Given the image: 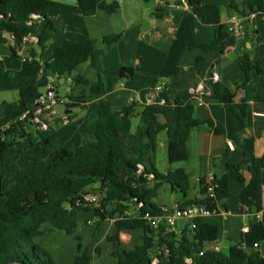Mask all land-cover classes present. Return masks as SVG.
<instances>
[{"label":"trees","instance_id":"trees-1","mask_svg":"<svg viewBox=\"0 0 264 264\" xmlns=\"http://www.w3.org/2000/svg\"><path fill=\"white\" fill-rule=\"evenodd\" d=\"M243 4L249 13L264 12V0H244ZM78 6L86 17L95 15L97 10L109 14L120 10L118 2L108 4L105 0H78ZM189 6L204 25L219 26L211 44H190L191 49L201 52L194 67L199 75L204 76L208 69L205 55L223 54L237 41L228 27L221 24L219 7L202 5L200 0H189ZM49 8V0H0V45L7 44L6 36L12 37L14 45L10 50L17 57V49L29 45L25 39L36 36L38 49L44 51L57 32L49 18ZM120 39V35H114L103 42L113 45ZM29 53L33 58L37 55L34 49ZM87 62L96 67L94 42L90 38L55 49L52 62L44 64L45 76L70 77L74 84L89 90L76 98L68 95V115L71 109L86 104L89 98L106 94L101 76L91 82L80 74L74 75L78 67ZM239 64L246 80L236 84V87L247 91L251 79L264 74V59L252 60L248 53H244ZM120 78L140 82L152 90L160 85L157 79L138 75L132 68L123 67ZM210 84L211 97L230 109L246 127L247 98L236 103L235 94L228 87L213 80ZM162 86L164 90L155 104L141 105L133 100L127 107L114 111L109 102H103L97 120L86 130V134L95 136V140L68 149L64 146L40 148L49 141L41 134L39 140L34 139L29 132L32 123L21 120L42 94L39 92V81L34 78L22 85L17 109L10 117L0 119V264H57L35 239L44 234L45 225L52 232H63L70 237L76 235L81 213L92 214L97 223L114 220L118 232L108 238L112 243L119 242L122 230L144 231L141 246L132 251L113 252L118 264H264V255L254 248L255 243L264 242L262 224L255 225L252 231L244 234L240 244L231 247L228 255H224L205 250L207 243L218 240L219 229L203 223L202 219L197 221L196 230L187 229L179 238L171 239L164 237L166 226L153 229L142 220L145 213H160L162 208L157 207L153 200L164 184H169L174 193L184 198L191 191L189 177L183 168L166 174L155 168H145L147 152L157 150L158 135L164 131L167 133L168 157L174 165L188 160L187 142L192 129L207 126L216 135L225 133L224 127L213 120H200L194 116L196 100L208 97L205 89L201 95L192 93L191 89L176 96L165 85ZM259 99L264 103L263 90ZM135 117L144 122L146 129L138 128L133 134L122 136L120 130L124 122ZM7 126L9 128L5 129ZM21 141L29 143L27 148L38 145L42 154L41 161L27 156L34 164L26 169H20L18 165L26 149L21 147ZM244 167L251 175L248 183L241 173ZM229 176L244 185L239 196L241 205L259 213L263 208L264 155L243 165H227L226 174L221 178L214 176L211 183L207 178L201 179L198 195H208V188L214 185V197H196L179 207L201 204L215 214L219 213V204L229 196ZM96 185L98 187L94 188ZM89 195L98 196V203L87 201ZM223 207L226 208V205ZM132 209H136L137 213L132 214ZM76 241L79 242L80 238L76 237ZM92 247L90 245L82 255L77 256L74 264H91L93 255L98 252V248L92 250ZM201 252H204L203 256Z\"/></svg>","mask_w":264,"mask_h":264},{"label":"crops","instance_id":"crops-1","mask_svg":"<svg viewBox=\"0 0 264 264\" xmlns=\"http://www.w3.org/2000/svg\"><path fill=\"white\" fill-rule=\"evenodd\" d=\"M105 1L108 4L118 2L120 10L115 14L97 10L95 15L86 17L81 13L78 0H49L48 15L57 32L54 33L44 51H40L36 44L26 49L27 56H31L29 53L31 49H34L37 55L32 61L25 63V66L19 65V61L14 59L16 56L10 50V47L14 45L12 37L6 36L7 44L0 45V74L3 75L9 88L19 91L22 85L29 80L37 78L39 81L40 76L44 75V64L52 62L55 49L79 43L86 38L94 42L96 67H93L91 62H87L80 65L77 70L78 74L91 82L97 81L101 76L105 83L106 94L89 98L86 104L71 109L69 115L65 107H59L55 118L48 121V129H41L38 125L30 124L29 132L33 136V132H36L34 136L36 140L41 134L49 141L50 146L43 143L40 148L64 146L75 149L93 142L95 136L86 134V130L97 120L98 111L103 102H109L114 111L127 107L133 100L141 105H148L152 89L144 87L140 82L121 79L120 71L126 67L132 68L138 75L157 79L160 85H165L176 96L183 95L203 84L208 97L196 100L194 116L200 120H213L225 129L223 135H216L207 126L192 129L187 142L189 158L182 164L174 165H171L168 157L167 133L164 131L158 135L157 150L147 152L144 161L145 168L148 170L155 168L163 174L170 170L183 168L189 177L191 191L184 198L174 193L169 184H164L153 200L157 207H179L186 201L199 197L201 179H208L210 174L221 178L226 174L227 165H243L264 155V103L259 99L260 92L264 91V74L254 76L248 84L247 91L236 87V84H242L246 80L245 74L240 69V57L248 53L252 60L264 59V19L249 18V12L243 6L244 0H200L202 5L219 7L222 25L228 26L234 17L243 19L242 25L246 33L242 40L237 41L235 46L223 54H206L208 69L205 75L201 76L194 67L196 58L201 52L191 49L190 44L192 42L211 44L219 32V26L204 25L193 13L191 7L183 8L179 0ZM114 35L121 36L119 42L113 45L103 42L105 38ZM18 67V75H20L18 79L21 82L18 80L16 85L11 86V81L8 82V80L13 76L9 75ZM46 77L47 85L50 79H55L58 93L62 96L71 95L76 98L89 91L85 86L74 84L70 77L58 78L53 75ZM211 80L228 87L235 94L236 103L247 98L246 127L230 109L211 97ZM61 90H64V94ZM2 104L6 106L8 102L3 101ZM66 117L69 118L68 123H64ZM161 122H164V119L161 118ZM125 126H128V134L122 136H129L138 128L146 129L139 117L126 120L121 130ZM53 129L58 130L55 135L60 137L56 141L47 135L53 132ZM86 135L89 137L84 138L83 136ZM228 143L234 144V150H230ZM36 149L41 152L38 146ZM241 173L245 182L248 183L251 175L246 167ZM97 187V185L94 186V188ZM243 187L241 182L229 176V196L219 204V213L202 219L203 223L211 224L219 229L218 240L207 243L205 250L228 255L231 247L240 244L244 234L252 231L255 225L262 224L264 227V187L262 188L263 208L259 213L249 211L247 206H242L239 202ZM223 205H226V208ZM131 213L135 214L137 210L132 209ZM80 215L78 217L79 229L73 236L80 238L77 242L80 249L76 256L85 252L82 248L81 231L94 225V221L79 220ZM89 221L92 225H88ZM108 221L110 228L104 239L108 244L115 245L114 250L111 248L112 257L116 250L132 251L143 244L144 231L142 229L122 230L119 234V242H109L108 238L115 236L118 230L114 220L105 222ZM187 229V223L179 221L176 230L167 229L164 237L179 238ZM43 230L44 234L52 232L48 225H45ZM42 236L35 239L39 245H42L39 242ZM189 237L191 238L190 234ZM102 240L90 244L95 249L98 248V252L94 255H101ZM260 251L264 255V242L260 243ZM52 257L57 264H60L54 254ZM113 259L114 264H118V260L114 257ZM92 264H95L94 260Z\"/></svg>","mask_w":264,"mask_h":264},{"label":"built area","instance_id":"built-area-1","mask_svg":"<svg viewBox=\"0 0 264 264\" xmlns=\"http://www.w3.org/2000/svg\"><path fill=\"white\" fill-rule=\"evenodd\" d=\"M180 6L183 8H189L188 0H179ZM249 18L260 17L264 19V12H254L249 13ZM37 18V17H35ZM243 19L239 17H234L231 20V23L227 26L228 31L232 34V36L236 39V41L242 40L246 33L244 31V27L242 25ZM28 44H37L38 38L36 36L27 37L25 39ZM27 48V47H26ZM25 47L18 48L16 51V55L19 58H22L24 63L30 62L33 60V57L25 56ZM164 90V86L159 85L154 90H152V94L150 96V103L155 104L158 101V96ZM204 91L203 84H200L197 88L191 90L194 94L201 95ZM70 103L68 95H60L58 93L55 79H50L48 82L47 88L44 93L40 95V97L35 101L34 105L28 110L25 114H23L21 120L29 121L34 125H38L41 129H48V121H52L57 115V109L59 107H65ZM161 104H164V101H160ZM69 118L66 117L64 123H68ZM7 126L5 129H8ZM3 129V131L5 130ZM230 150H234L235 146L233 143H228ZM142 171V167L140 168V172ZM214 175L210 174L208 180L210 183L213 181ZM208 197H214V185H210L208 188ZM86 200L92 203H98L99 197L94 195H89L86 197ZM215 212H212L208 207L201 204L190 205L186 208L174 207V208H166L163 207L160 210V213L157 215H153L151 213H145L141 218L146 221L147 224L153 229H159L162 226H166L167 229L175 231L177 228V223L179 221H185L187 223L188 229L190 231L197 229V221L204 218H209L213 216ZM88 225H92V222L89 221ZM247 233V232H246ZM255 249L260 250V244H254ZM204 252H201V256H203Z\"/></svg>","mask_w":264,"mask_h":264},{"label":"rangeland","instance_id":"rangeland-1","mask_svg":"<svg viewBox=\"0 0 264 264\" xmlns=\"http://www.w3.org/2000/svg\"><path fill=\"white\" fill-rule=\"evenodd\" d=\"M55 2V1H54ZM31 46V44L28 45V47ZM27 47V48H28ZM25 47V50L27 49ZM26 57H29L26 55ZM15 61H19V65L25 66V63L22 58H14ZM18 69H15L12 73H10L9 76H13L8 80L10 82L11 86H14L18 83V78L20 75H18ZM23 75V74H21ZM40 76V75H39ZM27 80V79H26ZM39 92L44 93L47 87V77L45 75L40 76L39 79ZM21 82V80H19ZM8 88V89H7ZM6 89V90H5ZM61 93L64 94V90H61ZM19 100V91L16 89L9 88L7 86L6 81L3 78V75L0 74V119L10 117L14 110L17 108V102ZM7 101L8 104L6 106H3L2 102ZM81 113V112H80ZM78 124V123H77ZM128 125V124H127ZM58 132L57 129H53V132L47 133V135L53 140L56 141L60 139V137H57L55 133ZM34 136H36V132H33ZM121 135L128 134V126H125L120 131ZM84 138H87L89 136H83ZM35 139V138H34ZM38 138L37 140H39ZM35 141V140H34ZM21 147L26 148L25 151H23L20 160L18 162L20 169H26L32 164L33 162L29 161L27 156H33L36 157L38 160H42V154L41 152H38L36 149V146L34 145L32 148H27L29 146V143H26L24 141H21ZM38 144V143H37ZM35 148V149H34ZM70 149V147H68ZM87 219L94 221V225L91 227H88L86 229H83L81 231V239H82V248L87 249L91 243H98L101 239L102 242L100 243L101 248V255H94V262L95 264H114L115 260L112 257L111 254V248L113 250L115 249L114 244H108L104 237L108 233V230L110 228V222H100L97 223L96 219L93 215L86 216L85 214H81L79 220ZM42 245H38L42 247L44 250L48 251L51 255L54 254L59 260L60 264H74L76 259V254L78 253V244L76 241V237L73 236H67L63 232H46L39 241ZM94 248L92 247V250ZM92 264V263H91Z\"/></svg>","mask_w":264,"mask_h":264},{"label":"water","instance_id":"water-1","mask_svg":"<svg viewBox=\"0 0 264 264\" xmlns=\"http://www.w3.org/2000/svg\"><path fill=\"white\" fill-rule=\"evenodd\" d=\"M74 75H75V76L78 75V70H76V71L74 72ZM198 198L206 199V198H208V196H207V195H205V196H199Z\"/></svg>","mask_w":264,"mask_h":264}]
</instances>
